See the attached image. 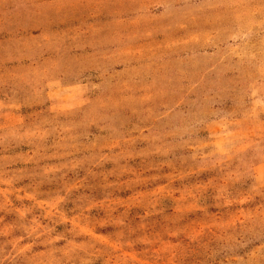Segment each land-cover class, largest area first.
Instances as JSON below:
<instances>
[{
  "label": "rangeland",
  "instance_id": "obj_1",
  "mask_svg": "<svg viewBox=\"0 0 264 264\" xmlns=\"http://www.w3.org/2000/svg\"><path fill=\"white\" fill-rule=\"evenodd\" d=\"M0 264H264V0H0Z\"/></svg>",
  "mask_w": 264,
  "mask_h": 264
}]
</instances>
